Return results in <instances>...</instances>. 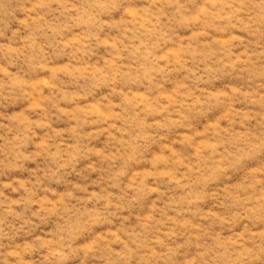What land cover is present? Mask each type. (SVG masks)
<instances>
[{"label":"rangeland","instance_id":"rangeland-1","mask_svg":"<svg viewBox=\"0 0 264 264\" xmlns=\"http://www.w3.org/2000/svg\"><path fill=\"white\" fill-rule=\"evenodd\" d=\"M0 264H264V0H0Z\"/></svg>","mask_w":264,"mask_h":264}]
</instances>
